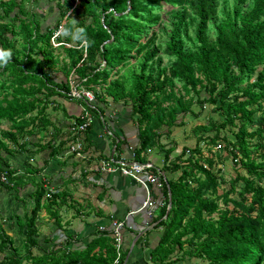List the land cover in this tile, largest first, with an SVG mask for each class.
Listing matches in <instances>:
<instances>
[{
	"label": "trees",
	"instance_id": "obj_1",
	"mask_svg": "<svg viewBox=\"0 0 264 264\" xmlns=\"http://www.w3.org/2000/svg\"><path fill=\"white\" fill-rule=\"evenodd\" d=\"M223 1L112 0L100 12L99 0H0V49L12 53L0 64V177L7 174L13 184L0 180V189L21 198L23 186L34 183L31 213L13 215L20 222L24 253L7 235L8 219L0 211V264H113L117 257L112 224L98 226L85 249L70 251L68 241L49 245L51 232L45 244L40 241V211L46 207L53 225L61 226L59 208L69 189L58 192L33 177L36 169L26 177L9 165L7 155L14 156L15 149L34 151V142L29 148L28 141L20 143L25 136H33L37 150L50 158L69 148L76 138L72 125L85 121L81 115L69 116L59 100H70L72 81L94 90L92 105L76 101L94 122L104 117L105 127L117 120L113 104H130L123 114L137 124L138 141L131 144L126 134L118 136L117 151L123 154L128 147L140 162L150 148L159 147L165 155L160 169L165 197L150 220L164 227L150 253L153 264H171L177 250L196 258L194 264H264V0H236L232 14L221 7ZM249 2L246 11L243 5ZM165 6L172 7L168 14L173 18L166 54L174 59L162 69L161 58L155 60L159 31L150 30L161 22ZM75 28L84 29L86 44L72 38ZM53 39L61 44L56 47ZM53 103V109L63 110L64 121L55 123L48 115ZM187 115L208 123L196 125L192 138L186 135L194 146H183L172 158L178 143L173 140L167 147L163 136L185 126ZM94 122L84 132L85 141ZM51 126L53 135L37 140ZM64 131L69 137L59 140ZM221 146L235 168L229 179L217 167L224 161L205 154L207 147ZM170 194L173 203L166 216ZM127 253L124 243L120 264Z\"/></svg>",
	"mask_w": 264,
	"mask_h": 264
},
{
	"label": "crops",
	"instance_id": "obj_2",
	"mask_svg": "<svg viewBox=\"0 0 264 264\" xmlns=\"http://www.w3.org/2000/svg\"><path fill=\"white\" fill-rule=\"evenodd\" d=\"M71 104L74 106H71ZM68 105L71 109L67 108ZM67 106L69 116H80L84 107L79 101L69 102ZM112 110L117 120L115 123V120H113L111 122L112 125L108 122V125L114 130L115 135H108L105 132L103 120L96 118L88 138L89 141L87 139L85 141L86 151L90 159H77L70 153L68 147L64 154L50 158L47 153L37 150L38 146H35L34 140V147H32L34 154L29 151V153L22 152V158L25 161H23L22 166L19 168H14H16L19 175L26 177L30 176L29 169H36V174L33 177L37 181H43L45 185L57 188L58 192H64L66 189H69L68 200L59 208L62 221L61 226L53 225L52 216L46 207H43L39 213L37 221L39 236L42 238L51 232L52 242L49 245L55 244L60 247V245L68 241L70 251L85 249L87 244L95 238L98 226L107 227L112 224L113 219H125L128 228L124 233V243L128 253L124 264H153L150 261V253L158 244L164 227L162 225L158 226L159 221L150 223L151 219L144 210L128 216L131 211L138 210L143 206L148 197L147 188L120 172L103 173L98 170L100 160L112 156L113 152L117 156L131 158L130 148L127 147V150L123 154L117 151V142L121 141L118 136L121 137L126 134L127 141L131 144L138 141V135L136 134L137 124L130 118L127 119L124 116H120L122 114L114 111V108ZM175 135L176 133H172L166 140L164 139L166 137L164 135L162 140L163 144H166L167 147L173 146L171 144L173 140L177 141L178 146L172 153V158L180 153L178 151L179 140L174 139ZM83 136L85 139L86 135L84 134ZM29 137L31 138L30 135ZM68 137L69 134H66L65 139ZM89 144L92 145L87 148ZM37 155L41 156L40 160H37ZM151 155L157 161L152 160ZM146 161L156 168L162 169L165 155L159 147H155L151 153L146 155ZM9 165L13 167L11 160L9 161ZM33 184L31 182L23 186L24 190L21 198H16L12 191H9L8 194L6 192L0 193V195L5 194L0 201V211L3 216L15 219L13 215H19L22 212V206H26L31 212L34 200L28 190L34 188ZM148 188L151 196L159 205L156 210L157 216L165 197L163 182L160 184H149ZM4 197L6 198L5 200H3ZM45 201L46 196L43 198V202ZM19 226L20 224L17 229L19 228L20 232ZM10 230L12 229L10 228ZM69 236L70 238H68ZM44 240L42 241L43 243ZM96 251H100V249L97 248ZM36 254L40 255L41 250H36ZM194 260L196 261V258L184 255L183 251L177 250L172 254L171 264H194Z\"/></svg>",
	"mask_w": 264,
	"mask_h": 264
},
{
	"label": "rangeland",
	"instance_id": "obj_3",
	"mask_svg": "<svg viewBox=\"0 0 264 264\" xmlns=\"http://www.w3.org/2000/svg\"><path fill=\"white\" fill-rule=\"evenodd\" d=\"M41 1V0H40ZM43 2L45 1V2H47L48 0H42ZM111 1L112 0H99V4L101 5V6H99V11L100 12H102V6H106V5H109L110 3H111ZM39 3L40 2H33L32 3V5L34 6V7H37V6H39ZM42 3V2H41ZM46 4V3H45ZM44 4V5H45ZM236 4V0H227V1H223V3H222V5H221V7L223 8V6H225V11L226 12H230L231 14L233 13V11H234V5ZM250 2L249 3H245L244 5H243V7H244V9H246V11L248 10V7L250 6ZM172 9V7L171 6H165V8H164V11L161 13V22L159 23V24H157L155 27H153V30H150V34H152V32L153 31H159V37H158V40H157V44L159 45V47H158V49H157V52H156V57H155V60L158 62L159 61V59L161 58V68L163 69V68H165V67H168L169 65H170V63H172L173 62V57H171V56H169V55H167L166 54V49H167V43H168V41H169V39H170V31H171V29H172V17H170V15L168 14V11L169 10H171ZM221 17H223V14H220V18ZM165 24L167 25V27H166V29L163 31H160V28L161 27H164L165 26ZM190 33L192 34V35H194V27L193 26H191L190 27ZM144 41H145V39H143ZM61 43H59V42H56L55 40H54V45L57 47V46H59ZM69 46V45H68ZM135 60H133V62H134ZM122 72H120L119 74H117V75H115L114 76V78H117L118 77V75H120ZM59 75H61V74H59ZM181 86H182V84L180 83V82H177L176 83V86H175V89H176V91H178L179 92V90L181 89ZM177 92V93H178ZM60 100V103H61V105H66L67 106V103H69V102H72V101H70V100H65V99H63V98H60L59 99ZM67 101V102H66ZM54 105H56V104H52V105H50L49 106V108H48V110H47V113H48V115L50 116V118L55 122V123H59L60 122V120L61 121H64V118H65V116H64V112H63V110L61 109V108H57V109H53L52 108V106H54ZM70 105V104H69ZM69 105L67 106V108H69V109H71L70 107H69ZM71 106H74V105H72L71 104ZM113 108H114V111H116L117 113H121L124 117H126L127 119H129L128 118V116H125L123 113H126V114H128L126 111H130V104L128 105V106H125L124 104H118V105H114L113 104ZM77 108V107H76ZM198 109V108H197ZM207 109H209V107H207ZM208 111V110H207ZM216 116L214 113L212 114L211 113V116ZM185 117V116H184ZM183 117V118H184ZM184 120L186 121V125L185 126H181L180 128H176L174 131V133H176V135L174 136V139H178L179 140V152H181V150H182V147L183 146H185V145H189V146H194V140L192 139L191 141H187L186 140V135H190V138H192V135H193V131H194V128H195V126L196 125H199L200 123H205V124H207L208 123V121L207 120H202V121H194V119L191 117V115H187L185 118H184ZM8 128V126L7 125H5V126H3V129H7ZM53 131H54V128L51 126V127H49L48 128V130H47V132H43V131H41L40 132V135L38 136V138L40 139V141H45L46 140V138H48V133H50V135H53L52 133H53ZM65 132V131H64ZM64 136H66V132L63 134ZM31 136V135H30ZM24 138H26V136L24 137ZM168 137L166 136V137H164V139L166 140ZM63 139H65V137H63V136H60V138H59V140H63ZM20 140H22V138H20ZM32 142H31V141ZM35 140V138L32 136L31 138L29 137V140H28V148L30 147V145H31V143H33V141ZM68 145H70V144H68ZM152 149L153 148H150L149 150H148V154L149 153H151V151H152ZM14 153V156L13 155H10V153L7 155V157L8 158H10V160H11V163H13V167H16V168H19L20 166H22V164H23V161H25V160H23V158H22V150H18V149H15L14 151H13ZM24 152H28L27 151V149H25L24 150ZM22 153V154H21ZM29 153V152H28ZM24 154H26V153H24ZM147 154V155H148ZM205 154L206 155H211V156H213L215 159H222L223 161H224V163H222V162H218V164H217V167L219 168V169H222L223 170V173L225 174V176H226V178L227 179H229L231 176H234V174H235V168H234V166H233V163H232V160H231V157H230V155L223 149V146H221L220 148H215V147H213L212 148V150H208V147L206 148V150H205ZM220 155H221V158H220ZM76 157V156H75ZM151 157V159L152 160H155V161H157L156 159H155V157H152V155L150 156ZM77 159H79L78 157H76ZM41 159V156H39V155H37V160H40ZM69 178V177H68ZM224 187H226L227 188V186L225 185ZM2 189H0V193H2V192H6L7 194H8V192L6 191V190H2ZM29 191V190H28ZM5 194H2V195H0V201H1V199L3 198V196H4ZM25 196V195H24ZM6 197H8V196H6ZM9 198V197H8ZM6 198L4 197V199L3 200H5ZM21 213H19V217H22V218H24L25 216H26V214L27 215H29L31 212H30V209L29 208H26V206H22V208H21ZM25 212V213H24ZM7 215V214H6ZM9 215V214H8ZM15 216V215H14ZM2 218L4 219V218H6V219H8V221L6 222V224H5V226H4V228H5V230H6V232H7V235H9V236H11V237H13L14 238V240H15V245L17 246H19L20 247V249H19V251L20 252H23L24 253V248L21 246V242H20V240H21V234H20V232H19V228L17 229V227H18V225H19V223L20 222H16V220L15 219H17L16 217H15V219L14 218H12V217H9L8 218V216H3L2 215ZM13 220H15V222L13 221ZM3 222H4V220H3ZM10 228L12 229V230H10ZM43 239H45L44 237H42V238H40V241H43ZM197 260V259H196ZM195 261V260H194ZM24 264H29V263H27V262H25Z\"/></svg>",
	"mask_w": 264,
	"mask_h": 264
},
{
	"label": "built area",
	"instance_id": "obj_4",
	"mask_svg": "<svg viewBox=\"0 0 264 264\" xmlns=\"http://www.w3.org/2000/svg\"><path fill=\"white\" fill-rule=\"evenodd\" d=\"M60 35V31L56 36ZM54 41V39H53ZM84 44H86L84 42ZM71 91L69 93L70 101H76L78 99H82L86 101L89 105L96 101V95L93 89H89L86 86H78L75 84V81L71 82ZM81 117L85 119L84 123L72 125L71 130L73 131V135H76V138L69 145L70 153H74L76 157L82 160L90 159L88 153L86 151L84 132L86 128L93 124L94 117L90 114L87 109H83L81 113ZM104 120V117L101 116ZM109 126L105 127V132L112 136L114 135L111 130L108 129ZM29 140L28 137L22 138L20 140L21 144H24ZM155 169L160 172L159 168H156L151 163L145 161L140 162L136 159L135 153L132 154L131 158L120 157L117 156L114 152L112 156H108L107 159H101L99 163L98 170L103 173H117L120 172L124 176L131 177L143 186L147 188L148 197L145 200L143 206L135 211H131L129 215H134L141 210H144L150 219L156 217V210L159 207L157 201L151 196L148 185L149 184H160L162 181L160 179V175L164 174V172L155 173ZM0 180L7 184L13 185L7 174H1ZM54 189L52 188V191ZM55 191V190H54ZM6 221V220H4ZM105 229L106 227H101ZM128 228L127 221L125 219H113L112 221V237L114 239V245L116 247L117 257L113 264H120L121 259L123 257L124 251V233Z\"/></svg>",
	"mask_w": 264,
	"mask_h": 264
},
{
	"label": "clouds",
	"instance_id": "obj_5",
	"mask_svg": "<svg viewBox=\"0 0 264 264\" xmlns=\"http://www.w3.org/2000/svg\"><path fill=\"white\" fill-rule=\"evenodd\" d=\"M74 40H81L86 42V33L82 28H75L74 31L70 33ZM11 50L0 49V64H6L9 59H11Z\"/></svg>",
	"mask_w": 264,
	"mask_h": 264
},
{
	"label": "water",
	"instance_id": "obj_6",
	"mask_svg": "<svg viewBox=\"0 0 264 264\" xmlns=\"http://www.w3.org/2000/svg\"><path fill=\"white\" fill-rule=\"evenodd\" d=\"M172 196L170 194V198H169V207H168V211H167V215L168 216L170 214L171 208H172Z\"/></svg>",
	"mask_w": 264,
	"mask_h": 264
}]
</instances>
